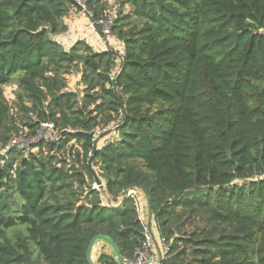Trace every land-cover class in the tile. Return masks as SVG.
<instances>
[{
    "label": "trees",
    "instance_id": "1",
    "mask_svg": "<svg viewBox=\"0 0 264 264\" xmlns=\"http://www.w3.org/2000/svg\"><path fill=\"white\" fill-rule=\"evenodd\" d=\"M114 1L122 50L61 42L75 0H0V264H89L98 234L134 259L135 201L108 202L130 187L151 198L161 264H264V0ZM85 7L98 21L108 0ZM44 123L59 138L6 149ZM104 246L96 264H119Z\"/></svg>",
    "mask_w": 264,
    "mask_h": 264
},
{
    "label": "rangeland",
    "instance_id": "2",
    "mask_svg": "<svg viewBox=\"0 0 264 264\" xmlns=\"http://www.w3.org/2000/svg\"><path fill=\"white\" fill-rule=\"evenodd\" d=\"M76 2L79 3V5L81 6V11H78V10H73V12L71 14H69L68 16H66L65 20L66 22H68L70 25H68V31L65 32L64 34H62L59 38L61 40L62 43H65L64 45L66 47H70L75 41L79 40V39H85L87 42H89L91 45L93 44V48L95 49H100L101 48V45L102 43L104 42V40L100 37V39L102 40H98L97 38L92 42V35H91V32L90 31L89 33H85L87 32V28L86 26L88 24H86L87 20H91V14H86L84 10H86V7H85V4H86V0H75ZM121 9L120 5L115 3L114 0H108V11H107V14L110 12V13H113V12H116V11H119ZM126 8L124 7V10ZM128 10V9H126ZM80 19V18H83V24H81L80 22H78L77 19ZM93 22V20H91ZM90 23V22H88ZM78 28L79 29H75V28ZM92 27V26H91ZM80 29H83V31ZM82 33V34H81ZM105 40H107L106 38H104ZM109 40H112L110 45V47H113V48H116L118 50H122V44L120 42H118L117 40H114L112 38H110ZM69 41V43H68ZM110 42V41H109ZM79 75L78 74H71L68 76V87L69 89H77L78 85H79ZM5 95L6 97L11 101L13 102L16 98V95H15V87L14 86H7L5 88ZM47 132V134L49 133V135H54L55 132L50 129V128H46V130H42V134ZM117 133L114 132V130L112 131L111 134L107 135L106 137H104L100 143H99V146H102L103 144H105L108 140H112L114 138H117ZM19 139V144L26 147V149H29L30 147V144L33 141V138L32 139H28L25 137V135H22L21 137L18 138ZM97 170V167L94 166V171L96 172ZM139 191V196H141V198H145L144 194L140 191ZM117 204V203H116ZM146 217V216H145ZM99 248V245L97 246ZM98 252L99 250L96 248V257L98 255Z\"/></svg>",
    "mask_w": 264,
    "mask_h": 264
},
{
    "label": "built area",
    "instance_id": "3",
    "mask_svg": "<svg viewBox=\"0 0 264 264\" xmlns=\"http://www.w3.org/2000/svg\"><path fill=\"white\" fill-rule=\"evenodd\" d=\"M117 12L118 11L113 12V13L109 12L106 16L100 18L98 21L93 20V22H92L94 26L99 25L101 27V32L105 38L110 37L112 34V26L114 24L115 18L117 17ZM47 127L52 129L55 132L53 124L44 123L43 124L44 130H46ZM41 132H42V130L40 131L38 136L33 138V141L39 140L44 135V133L42 134ZM21 136L22 135H20L19 137H21ZM48 136H51L53 139L59 138V135H56V134L49 135V133H48ZM19 137H15L11 141L10 145L6 147V149H9L15 145H18L19 144V139H18ZM101 187H103V183H98L97 181L92 183L93 189L100 190ZM128 196L132 197L134 199L135 205H136V207L140 213V217L144 221L145 239L143 241V244L136 250L134 259L125 260V262H126V264H156L157 263V254H156V249H155V245H154V241H153V236H152V234H151V232L147 226V221H146V219H144V216L142 214L143 202L139 196L138 189H131L128 192ZM158 238H159V242L161 244L163 255H165L168 252V247L164 243V238L160 237V235L158 236Z\"/></svg>",
    "mask_w": 264,
    "mask_h": 264
},
{
    "label": "water",
    "instance_id": "4",
    "mask_svg": "<svg viewBox=\"0 0 264 264\" xmlns=\"http://www.w3.org/2000/svg\"><path fill=\"white\" fill-rule=\"evenodd\" d=\"M84 11L86 14H89V12L87 10H84ZM95 28L98 29V27L96 25H95ZM102 36H103V38H105L104 35H102ZM95 177H96V181L98 183H101L100 179L98 178V176L96 174H95ZM101 189H103V187H101ZM131 189L140 190L146 198L147 212H148L147 226H148V228H149V230L153 236V241H154L156 254H157V263L156 264H161L163 259H164V255H163L161 244L159 242V238H158V235L156 233V229H155V226L153 223L154 222V214H153L151 198H150L148 192L142 187H130L124 192V194H123V196H122V198L118 204H114L109 200H108V202L112 206L121 205L126 200V198L128 196V192ZM98 243H104V244L108 245L111 248V250L113 251V253L115 254V257H116L117 261L119 262V264H126L125 259L123 258L117 244L109 236L104 235V234H98L91 239V241L88 245V249H87V260H88L89 264H96V262L94 261V251H95Z\"/></svg>",
    "mask_w": 264,
    "mask_h": 264
},
{
    "label": "crops",
    "instance_id": "5",
    "mask_svg": "<svg viewBox=\"0 0 264 264\" xmlns=\"http://www.w3.org/2000/svg\"><path fill=\"white\" fill-rule=\"evenodd\" d=\"M125 8H127V6H125ZM73 12V11H72ZM71 12V13H72ZM70 13V14H71ZM78 20V22H80L81 24H83V22L85 21H83V18H78L77 19ZM65 22H66V20H65ZM88 22H90V23H88ZM68 25H70L68 22H66ZM86 24H88L87 26H86V30H87V32H85L86 34L87 33H89L90 31H92L91 32V37H92V42L97 38L98 40H101L100 39V37L104 40V42L102 43V45H101V48L100 49H98V50H105L107 47H108V45L110 44V42H108L107 40H105L104 38H103V36L99 33V31L95 28V26L93 25V23H92V21L89 19V20H87V22H86ZM92 26V27H91ZM75 29H79V27L77 28H75ZM83 31V29H80V31ZM82 34V33H81ZM101 42H102V40H101ZM68 43H69V41H68ZM94 43V42H93ZM63 44H65V43H63ZM92 46H94L93 44H92ZM140 198H141V196H140ZM142 199V198H141ZM142 202H143V205H142V214H143V216H144V219H146V221H147V217H148V212H147V203H146V198H143L142 199ZM146 216V217H145ZM154 223V226H156L155 225V221L153 222ZM99 245V248L97 247V249L99 250V252L101 251V250H105V252H110V250L106 247V246H104V244L103 243H98L97 244V246ZM99 252H98V254H99Z\"/></svg>",
    "mask_w": 264,
    "mask_h": 264
}]
</instances>
